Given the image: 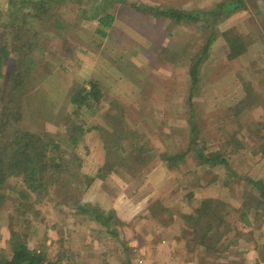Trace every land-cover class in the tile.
<instances>
[{"label": "rangeland", "instance_id": "1", "mask_svg": "<svg viewBox=\"0 0 264 264\" xmlns=\"http://www.w3.org/2000/svg\"><path fill=\"white\" fill-rule=\"evenodd\" d=\"M127 1L35 10L40 0H0V110L10 101L21 131L55 140L60 165L28 200L22 180L9 181L0 259L20 239L45 264H143L129 244L163 229L176 242L169 264H264V207L250 182L264 183V0L181 24L131 5L214 13L238 0ZM107 15L108 28L98 20ZM211 40L193 88L190 69ZM92 80L101 101L77 110L71 96ZM97 178L105 208L83 201ZM90 211L116 219L103 226Z\"/></svg>", "mask_w": 264, "mask_h": 264}, {"label": "trees", "instance_id": "2", "mask_svg": "<svg viewBox=\"0 0 264 264\" xmlns=\"http://www.w3.org/2000/svg\"><path fill=\"white\" fill-rule=\"evenodd\" d=\"M30 0H24V2H29ZM53 0H40L36 4L35 10L38 9L37 6L41 8H46V4L52 3ZM121 3L128 4L127 0H118ZM55 3V2H54ZM133 8L139 11H152L158 17L168 18L174 22L181 23H197L201 20L209 19V16H227L237 9L244 6V0H238L230 4L222 5L214 13H203L200 11L187 12L175 9H163L158 7H147L142 6L139 3H134L131 5ZM39 7V8H40ZM99 15L98 10L96 11L95 17ZM36 18V16H35ZM112 15H107L103 18H99V23L103 24L104 27L108 28L113 20ZM99 33L106 36L104 30H99ZM213 40L209 41L205 48L202 50L201 56L198 60L194 62L190 69V75L192 80L193 88L199 82V70L200 66L204 62L205 56L210 52ZM7 46L3 45L0 48V66L2 65V60H4L5 54L7 53ZM30 65L36 67L35 59L31 56L29 57ZM27 63V61H26ZM1 69V68H0ZM29 74V71H25ZM23 71L17 74L13 79L16 86H13L11 90L16 91L23 84L20 82L22 80ZM39 83L40 79L36 78ZM9 83V86L12 85ZM91 88L86 89L83 86L77 88V91L71 96V103L76 106L77 110L86 106L92 107L93 104L100 103L102 98V92L99 84L92 80L89 82ZM17 96V95H16ZM4 107L0 110V208L4 206L7 200L6 191L12 190L9 186V181L15 179H21L26 187V191L21 190L19 196L22 199H30L31 193H37L40 187L47 181L54 178V174L51 172H58L57 168L60 167L57 163H54V155L52 150L58 148L59 146L55 140H51L47 135H39L32 133L30 131H21L18 127V122H20L19 110L16 113L11 111V102L5 101ZM75 143V140L73 141ZM200 157L204 162L215 163L214 157L209 158L203 153H200ZM207 157V158H206ZM57 159V158H56ZM219 163V162H218ZM223 163L224 162L223 160ZM50 175V176H49ZM251 184L259 190V196L257 202L259 206L264 207V183L262 181H252ZM56 183V181H55ZM203 202L202 207L197 210V216L205 215L207 210L211 206V202ZM84 212V210H82ZM94 214L95 220L101 223L103 226L110 225L114 223L116 217L111 215H102L96 211H90ZM14 241V240H13ZM206 245L205 240L200 242ZM41 252H35L30 250L27 241L20 239L15 240L12 246V255L9 258L0 259V264H45L47 259ZM127 264H130L127 262Z\"/></svg>", "mask_w": 264, "mask_h": 264}, {"label": "crops", "instance_id": "3", "mask_svg": "<svg viewBox=\"0 0 264 264\" xmlns=\"http://www.w3.org/2000/svg\"><path fill=\"white\" fill-rule=\"evenodd\" d=\"M103 185L104 182L102 179H95L92 185L89 187L87 193L85 194L83 201L95 205L99 204L98 206L101 205L103 206L102 208H105L103 202L109 201L111 200V198L110 195L107 193V190H104ZM147 200H145V202H147ZM142 205L144 204L137 205L133 209V213L135 216L139 215V213L145 210L146 206L140 208V206ZM111 208H109L108 210H110ZM127 210L128 208H126L123 213H125ZM149 237H151V240H142L140 243L135 238L133 241H131L129 245L131 246V248H133L135 252L140 253L141 255H145L146 259H141V262L143 264L144 262L145 264H169V259L165 254L166 252L171 251L169 250L170 247L172 248V246L176 245V242H171L169 230H159V232H157L155 235H151ZM138 260L137 258H135L134 260H130L129 263L135 264L136 262H139Z\"/></svg>", "mask_w": 264, "mask_h": 264}]
</instances>
